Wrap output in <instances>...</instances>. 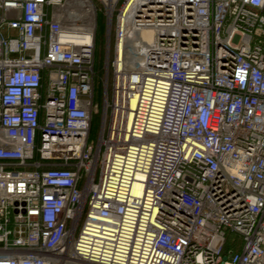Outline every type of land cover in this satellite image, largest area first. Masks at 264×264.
Listing matches in <instances>:
<instances>
[{
	"label": "built area",
	"instance_id": "2783aa9c",
	"mask_svg": "<svg viewBox=\"0 0 264 264\" xmlns=\"http://www.w3.org/2000/svg\"><path fill=\"white\" fill-rule=\"evenodd\" d=\"M0 264H264V0H0Z\"/></svg>",
	"mask_w": 264,
	"mask_h": 264
},
{
	"label": "rangeland",
	"instance_id": "374dc122",
	"mask_svg": "<svg viewBox=\"0 0 264 264\" xmlns=\"http://www.w3.org/2000/svg\"><path fill=\"white\" fill-rule=\"evenodd\" d=\"M98 39H97V45H96V56H95V102L99 104V108L102 105L103 102V73L102 68L104 65V61L106 58V43H105V37H104V31H105V18L103 11L101 10L99 12L98 17ZM95 115H98L95 117ZM94 115L95 119L92 123V129H91V137L90 139L92 141H97L98 133L100 130V116L98 113ZM93 117V118H94Z\"/></svg>",
	"mask_w": 264,
	"mask_h": 264
},
{
	"label": "bare ground",
	"instance_id": "6f19581e",
	"mask_svg": "<svg viewBox=\"0 0 264 264\" xmlns=\"http://www.w3.org/2000/svg\"><path fill=\"white\" fill-rule=\"evenodd\" d=\"M143 35L146 37V39L150 40L151 39V32L150 31H144Z\"/></svg>",
	"mask_w": 264,
	"mask_h": 264
},
{
	"label": "trees",
	"instance_id": "16d2710c",
	"mask_svg": "<svg viewBox=\"0 0 264 264\" xmlns=\"http://www.w3.org/2000/svg\"><path fill=\"white\" fill-rule=\"evenodd\" d=\"M98 32H99V30H97V36H98ZM97 39H98V37H97ZM98 115H95V117H97ZM95 117L93 118V120L95 119ZM93 120H92V123H93Z\"/></svg>",
	"mask_w": 264,
	"mask_h": 264
}]
</instances>
